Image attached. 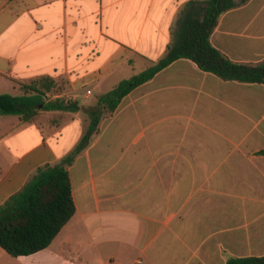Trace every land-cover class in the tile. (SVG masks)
Instances as JSON below:
<instances>
[{"label":"crops","instance_id":"1","mask_svg":"<svg viewBox=\"0 0 264 264\" xmlns=\"http://www.w3.org/2000/svg\"><path fill=\"white\" fill-rule=\"evenodd\" d=\"M206 0H0V95L50 77L78 112L0 117V205L73 153L101 95L165 57ZM224 13L212 45L264 62V0ZM264 84L179 59L104 114L68 170L75 214L52 244L0 264H227L264 257Z\"/></svg>","mask_w":264,"mask_h":264},{"label":"trees","instance_id":"2","mask_svg":"<svg viewBox=\"0 0 264 264\" xmlns=\"http://www.w3.org/2000/svg\"><path fill=\"white\" fill-rule=\"evenodd\" d=\"M248 0H241L239 4ZM235 0H206L202 13L186 17L178 38L169 46L164 58L146 70L122 80L101 95L97 106L86 109L91 124L80 146L59 164L40 166L25 186L0 205V247L13 257L29 256L48 248L75 214L68 166L97 132L104 114L117 110L125 96L150 81L157 73L179 59H191L199 67L223 80L264 84V62L237 64L216 49L211 35L220 17L235 8ZM22 95H0V117L18 116L24 122L34 120L41 111L78 112L83 108L63 98L50 99L62 84L42 77L22 84ZM264 154V151L262 152ZM227 264H264V257L231 259Z\"/></svg>","mask_w":264,"mask_h":264},{"label":"rangeland","instance_id":"3","mask_svg":"<svg viewBox=\"0 0 264 264\" xmlns=\"http://www.w3.org/2000/svg\"><path fill=\"white\" fill-rule=\"evenodd\" d=\"M62 88H64V85H62ZM62 91V89L60 90V92ZM57 93H59V92H57ZM51 94H56V93H51Z\"/></svg>","mask_w":264,"mask_h":264}]
</instances>
